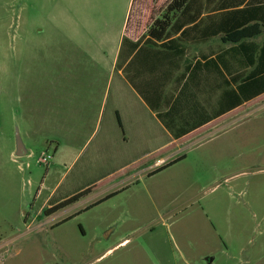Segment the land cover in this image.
I'll use <instances>...</instances> for the list:
<instances>
[{
    "label": "rangeland",
    "instance_id": "rangeland-1",
    "mask_svg": "<svg viewBox=\"0 0 264 264\" xmlns=\"http://www.w3.org/2000/svg\"><path fill=\"white\" fill-rule=\"evenodd\" d=\"M124 4L0 0V264H184L180 251L194 264H264V101L241 108L159 173V207L173 215L166 225L158 220L136 231L127 247L104 256L115 237L88 233H103V204L62 226L33 220L47 195L35 201L37 190L66 170L51 166L52 159L38 164L53 155L51 127H67L71 116L64 112L84 109L88 98L94 111L113 104L111 49ZM17 135L29 150L23 157L13 155Z\"/></svg>",
    "mask_w": 264,
    "mask_h": 264
},
{
    "label": "crops",
    "instance_id": "crops-1",
    "mask_svg": "<svg viewBox=\"0 0 264 264\" xmlns=\"http://www.w3.org/2000/svg\"><path fill=\"white\" fill-rule=\"evenodd\" d=\"M171 2L125 0L111 49L115 52L111 63L115 75L108 79L109 91L114 84L111 108L94 111L88 98L82 102L84 109L65 111L64 116H71L69 125L59 131L51 127L54 140H46L53 144L51 166L66 170L56 184L37 190L35 201L44 191L47 195L33 220L40 226H62L103 204V233H88L108 242L115 237L104 256L132 244L131 235L142 227L158 220L166 225L173 211L160 209L158 196L165 189L158 188L155 178L183 158L179 155L183 148L237 114L240 106L233 108V102L239 98V85L256 67L264 66V60L259 61L264 0H187L177 12H167ZM163 18L165 34L155 40L148 31ZM251 25H258L260 34L238 43L224 40ZM262 97L264 93L256 99ZM170 147L174 149L164 152ZM89 189L85 197L52 211ZM80 225L87 235V228ZM226 251L223 243L221 252ZM180 256L184 264H194L187 254L180 251Z\"/></svg>",
    "mask_w": 264,
    "mask_h": 264
},
{
    "label": "trees",
    "instance_id": "trees-1",
    "mask_svg": "<svg viewBox=\"0 0 264 264\" xmlns=\"http://www.w3.org/2000/svg\"><path fill=\"white\" fill-rule=\"evenodd\" d=\"M186 1L187 0H172V2L168 6L167 12H171L172 10L174 12H177L183 6V4ZM155 27L157 29L155 30V32H153L152 29ZM166 28H167V19L166 18H163L162 21H154L152 23V27H150V30L148 31V35L155 40H160L161 38H163V36L165 34L164 30ZM260 32L261 31H260L258 25L245 26V27H243L237 31L231 32L230 34L226 35V37H224V40H226L228 42L238 43V42H241V41L246 40L248 38H252L253 36L260 34ZM263 60H264V45H263V48L259 54L260 63ZM238 91H239V98L236 102H233V108L236 106H240V109H241V108L247 107L251 104H259L260 102H263L264 97H262L260 99H256V98L260 94L264 93V66H261V64H260L247 77H245L243 79V82L239 85ZM225 110H227V108L224 109V111ZM228 110H229V108H228ZM239 110H238V112H239ZM172 149H174V148L170 147V148L166 149L164 152L170 151ZM162 154L163 153H160V156ZM148 162H149V160L144 161L141 164L136 165V167H134L132 169H128L126 172H131L140 166H144ZM89 192H91L90 189L87 191H84L83 193L71 198L70 200L66 201L65 203L58 206L57 208H55L52 211H55L59 208L65 207V206H67L73 202H76L80 198L88 195Z\"/></svg>",
    "mask_w": 264,
    "mask_h": 264
},
{
    "label": "water",
    "instance_id": "water-1",
    "mask_svg": "<svg viewBox=\"0 0 264 264\" xmlns=\"http://www.w3.org/2000/svg\"><path fill=\"white\" fill-rule=\"evenodd\" d=\"M27 153L23 148V145L19 139V136L17 135V147H16V152H15V157H23L25 156Z\"/></svg>",
    "mask_w": 264,
    "mask_h": 264
},
{
    "label": "built area",
    "instance_id": "built-area-1",
    "mask_svg": "<svg viewBox=\"0 0 264 264\" xmlns=\"http://www.w3.org/2000/svg\"><path fill=\"white\" fill-rule=\"evenodd\" d=\"M52 159V155L50 154H43L39 160H38V164L42 165V166H48L50 163V160Z\"/></svg>",
    "mask_w": 264,
    "mask_h": 264
}]
</instances>
